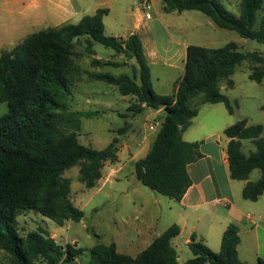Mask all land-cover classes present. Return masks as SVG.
<instances>
[{
  "label": "trees",
  "instance_id": "16d2710c",
  "mask_svg": "<svg viewBox=\"0 0 264 264\" xmlns=\"http://www.w3.org/2000/svg\"><path fill=\"white\" fill-rule=\"evenodd\" d=\"M166 13L199 11L219 28L236 32L241 38L264 45V0H241L239 15L230 12L221 0H162ZM108 9L85 16L78 24H65L33 32L14 47L0 52V105L7 112L0 117V250L12 264H77L84 253L74 245H60L48 231L38 230L25 237L17 228L18 217L34 210L63 227L80 222L85 213L70 198L71 180L67 170L79 166V180L87 189L96 187L107 162L116 163L122 146L114 138L103 150L82 144V118L91 113L71 111L67 99L82 72L74 60L76 40L84 38L87 51L94 55V43L113 49L126 62L92 64L115 67L135 60L133 76L91 73L96 81L117 87L122 96L133 98L128 112L133 116L148 109H164V117L151 150L135 162L137 182L174 201H181L192 185L188 166L202 157L199 143L186 142L183 133L191 126L203 104L222 103L229 114L235 113L232 101L221 92L220 83L234 87L231 76L244 61L250 60L249 78L264 80V54L243 53L235 42L221 48L190 45L185 72L172 94H160L153 86L152 72L140 35L127 39L107 36L103 18ZM264 110V107H263ZM126 116V115H125ZM129 122L120 135L131 128ZM231 178L247 181L242 195L256 202L264 194V137L261 125L239 120L225 130ZM251 141L255 151L243 152V141ZM254 170L261 177L250 181ZM180 228L172 225L152 243L133 256L119 252L117 245L98 244L91 259L83 264H179L172 240ZM195 235L189 243L193 257L184 264H247L239 258V229L229 225L221 250L216 253ZM264 264V258H259Z\"/></svg>",
  "mask_w": 264,
  "mask_h": 264
},
{
  "label": "rangeland",
  "instance_id": "374dc122",
  "mask_svg": "<svg viewBox=\"0 0 264 264\" xmlns=\"http://www.w3.org/2000/svg\"><path fill=\"white\" fill-rule=\"evenodd\" d=\"M221 1L230 12L239 15L241 0ZM136 4L138 0H126L124 10L120 9L119 14L114 13L110 17L109 20L115 25V27H107V33L110 36H124L133 29L136 16L127 10L133 9ZM161 5L162 0H154L151 10L154 18H156V10H160ZM159 17L163 19L165 26V29L162 27L161 30H166L174 40H187L193 45L215 49L235 42L239 51L243 53L257 51L264 54V45L254 40L241 38L234 31L219 28L202 12L195 10L181 14L161 12ZM42 29L44 27H38L33 32ZM161 35H159L160 40L167 41L166 37ZM92 46L97 56L102 59L108 58L112 61L120 59L119 55L114 56L113 49L99 43H94ZM73 58L79 65L82 75L73 86L72 96L67 99L68 108L71 111L92 114L90 118H82L79 140L86 146L103 150L118 137L122 142L119 152L122 160L116 163H105L102 169L103 176L93 189H87L80 182L79 166L65 172L64 177L71 180L70 198L75 206L85 213L82 221H68L60 227L36 211L27 210L18 217L17 228L20 235L24 237L31 232L45 230L54 236L60 245L70 244L83 249L84 253L77 262V264H83L91 259V249L98 244L115 243L119 252L129 255L141 252L147 243L138 242L143 233L140 225L144 222L149 225L155 223L157 230L164 232L174 222V216L167 209L174 200L140 185L134 174L135 163L130 161L131 158L143 156L152 140H155L158 131V128L154 127L157 119L154 115L155 111L151 109L133 116L127 110L133 101L130 96H122L117 87L96 81L90 76L91 73L99 71L109 72L115 76L123 74L133 76L135 60H129V63L132 61L130 64L120 68L96 66L92 64L94 57L93 54L88 53L84 38L76 40ZM252 65L250 60L242 62L231 76L234 87L229 88L226 81H222L220 89L234 106L236 105L234 115L226 114L233 124L246 119L249 125H261L264 137V80L262 83H257L249 78ZM150 67L153 86L158 93L170 94L173 90V82L180 74H183L168 63L164 65L163 62L158 64L152 62ZM221 107H225L224 104ZM6 112L7 105L3 103L0 105V117ZM125 122H129L132 126L128 132L120 135L119 129ZM255 149L251 141H244L245 154ZM260 176V170H254L250 179L257 181ZM173 245L178 251L181 263L192 258V252L184 239L173 240ZM0 264H12L8 255L1 250ZM35 264L45 263L40 259Z\"/></svg>",
  "mask_w": 264,
  "mask_h": 264
},
{
  "label": "crops",
  "instance_id": "0c3cea01",
  "mask_svg": "<svg viewBox=\"0 0 264 264\" xmlns=\"http://www.w3.org/2000/svg\"><path fill=\"white\" fill-rule=\"evenodd\" d=\"M141 2L142 0H138V4L133 9L127 10L136 16L133 29L124 36L116 35L114 37L125 40L130 34L138 33L149 65H152V62L156 64L163 62L164 65L168 63L172 68L182 71L184 74L187 49L188 46L193 45L192 42L174 40L171 35L167 34L166 30H161L162 27H165L163 19L161 20L159 17L161 12H165L163 2L160 10H156V18L152 16L150 20L145 18ZM149 3L153 8L154 0H149ZM125 4L126 0H0V52L14 47L38 27L46 29L65 24H78L83 17L93 16L100 9H108L109 11L104 16L103 23L105 34L110 36L107 33V27H115V25L109 19L114 13L119 14L120 9L124 10ZM161 34L166 37L167 41L160 40L159 35ZM115 55L117 56L116 53ZM93 57L94 60H99L102 63L126 62L123 55H119L120 61L102 59L97 56V53ZM130 63L127 61V64ZM135 65L136 62L133 67ZM100 67L120 68L124 66L107 65ZM101 73L109 72L103 71ZM183 74H180L173 82V90L170 94L176 89L177 82ZM131 100H133L132 97ZM221 106L222 103L203 104L198 115L192 120L191 126L183 133V139L186 142L200 144L202 157L188 166L192 185L182 200L173 201L174 203L167 207L169 213L174 216V222L171 226L177 225L180 228V234L173 240L184 239L185 244L189 246L192 236L195 235L197 241L204 242L212 251L218 253L221 250L225 230L229 225H235L238 227L241 237V243L238 247L239 258L247 264H259V258H264V194L256 202L245 200L242 192L247 181L231 178L227 153L230 139L225 135V130L233 122L226 115H231L226 107ZM154 111L157 118L156 123H161L164 117V109ZM155 140H152L143 156L131 158L130 161L135 163L145 157L153 147ZM129 148L131 149V146ZM118 156L119 161H121V155L118 154ZM249 180L251 181V179ZM140 226L143 233L138 242L147 243L146 247L163 233L157 230L155 223L149 225L144 222ZM52 237L54 238V236ZM178 263H185L180 262L179 254Z\"/></svg>",
  "mask_w": 264,
  "mask_h": 264
},
{
  "label": "built area",
  "instance_id": "2783aa9c",
  "mask_svg": "<svg viewBox=\"0 0 264 264\" xmlns=\"http://www.w3.org/2000/svg\"><path fill=\"white\" fill-rule=\"evenodd\" d=\"M141 6L143 11L145 12V18L147 20L152 19V13H151V5L149 3V0H142ZM160 122H157L156 125L154 126L155 128H158L160 126Z\"/></svg>",
  "mask_w": 264,
  "mask_h": 264
}]
</instances>
